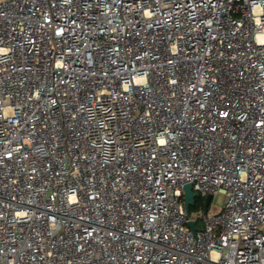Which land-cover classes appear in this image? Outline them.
Wrapping results in <instances>:
<instances>
[{"label":"built area","instance_id":"1","mask_svg":"<svg viewBox=\"0 0 264 264\" xmlns=\"http://www.w3.org/2000/svg\"><path fill=\"white\" fill-rule=\"evenodd\" d=\"M0 264H264V0H0Z\"/></svg>","mask_w":264,"mask_h":264},{"label":"water","instance_id":"2","mask_svg":"<svg viewBox=\"0 0 264 264\" xmlns=\"http://www.w3.org/2000/svg\"><path fill=\"white\" fill-rule=\"evenodd\" d=\"M200 195L198 192L193 191V184L189 183L184 187V206L187 214H190L191 207L196 205V198H198ZM212 196H208L205 200V211L207 212L209 209V205L211 202ZM189 227L191 228V231L195 234L197 231V225L196 222L193 220H190L188 222Z\"/></svg>","mask_w":264,"mask_h":264},{"label":"rangeland","instance_id":"3","mask_svg":"<svg viewBox=\"0 0 264 264\" xmlns=\"http://www.w3.org/2000/svg\"><path fill=\"white\" fill-rule=\"evenodd\" d=\"M196 200H200V203L196 204L195 206L191 207V212H192V215L196 217V213L201 209L203 208L204 210V204H205V201L198 197L196 198ZM212 204L216 205L218 210H221L222 207L224 206L225 204V196L222 195V194H218L216 196H214L212 198ZM205 212V211H204ZM198 225L201 226L202 225V222L200 220H198Z\"/></svg>","mask_w":264,"mask_h":264},{"label":"trees","instance_id":"4","mask_svg":"<svg viewBox=\"0 0 264 264\" xmlns=\"http://www.w3.org/2000/svg\"><path fill=\"white\" fill-rule=\"evenodd\" d=\"M198 203H200V200H198V201L196 200V204H198Z\"/></svg>","mask_w":264,"mask_h":264}]
</instances>
